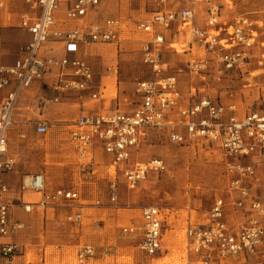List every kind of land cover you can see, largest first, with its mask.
<instances>
[{"label": "built area", "instance_id": "2783aa9c", "mask_svg": "<svg viewBox=\"0 0 264 264\" xmlns=\"http://www.w3.org/2000/svg\"><path fill=\"white\" fill-rule=\"evenodd\" d=\"M13 2L0 0V11ZM20 2L19 28L29 33L30 39L20 46L17 57L10 63L3 62L0 35V91H5L0 102V237H13L26 227L24 221L10 216L15 204L7 198L10 187L2 179V174L11 171L16 163L7 153V136L21 93L37 82V107L61 102L69 94L93 100L99 98L101 86L91 64L82 55L83 48L90 43L118 44L123 24L118 16L80 22L100 0ZM187 2L186 6L157 10L149 19L134 22L135 31L146 36L140 45V60L148 67L150 77L136 81L133 93L137 99L131 102L132 110L117 107L109 112L83 111L70 122L67 142L79 167L92 169L101 164L112 176L107 189L110 204L118 200L120 181L127 189H135L149 175L159 176L167 170L159 157L136 158L135 152L150 135H163L179 145L206 142L218 146L225 162L230 200L246 213L236 225H230L225 218L224 199L215 198L206 223L190 224L186 229L188 258L185 264H221L230 258L256 254L264 242V189L252 193L257 179L252 157L264 155V111L248 110L240 115L232 101L223 103L207 96L197 98L195 93L190 95L195 99L183 104L178 79L167 73L161 48L166 42L165 31L177 24L188 33V47H196L203 53L202 57L190 61L191 72H201L210 61L224 70H232L249 59L257 31L254 20L244 15L234 17L229 23L222 22L219 7L212 0ZM198 4L207 5L203 27L195 23ZM61 6H64L63 16L58 17L56 13ZM50 40L62 44L60 56L41 52ZM31 124L37 135L49 132L46 120H33ZM20 190L39 193L36 202L21 203L25 212H30L34 205L44 209L79 199L74 188H48L42 172L24 176ZM94 202L101 201L95 199ZM140 214L141 222L122 226L121 233L139 237L138 248L143 257L135 264H149L150 257L162 248V215L155 205L143 207ZM82 217L79 209L70 212L66 219L80 224ZM19 251L16 243L0 241V255L7 264H13ZM106 251L101 252L103 257L108 255ZM95 256V247L86 244L77 250L76 262L84 264Z\"/></svg>", "mask_w": 264, "mask_h": 264}, {"label": "rangeland", "instance_id": "374dc122", "mask_svg": "<svg viewBox=\"0 0 264 264\" xmlns=\"http://www.w3.org/2000/svg\"><path fill=\"white\" fill-rule=\"evenodd\" d=\"M187 1L173 0L175 4ZM212 1L219 7L222 22L229 23L240 15L254 20L257 34L249 59L240 68L232 70H224L215 61H210L206 69L194 73L190 71V61L202 57L203 53L196 47L175 43L161 53L162 60L167 63V73L176 75L185 95L189 96L192 87L197 97L218 98L223 103L232 101L240 115L248 110L264 111V0ZM110 3L111 11L126 8L128 12L123 15L137 18L156 9L153 0H112ZM197 6L199 20L204 21L207 5ZM21 10L20 0H14L11 18L17 20ZM14 28L6 27L10 30ZM1 30L0 26L2 35ZM130 34L145 36L133 31ZM20 43L18 39L12 41L13 48ZM130 44L133 46L128 48ZM137 46V43L117 47L99 45L96 46L97 52L86 57L93 65L98 83L103 77L102 83L109 93H114L116 85L117 91L126 95V103L129 102L131 108L134 107L131 102L135 82L150 77L148 67L140 60ZM107 67L116 68V74L112 72L110 78L104 77L108 74ZM22 124L14 122L7 136V149L17 159L9 172L11 186L16 189L21 176L38 171L46 174L49 187L74 188L79 193L78 200L41 209L36 212L37 217L31 224H26L24 231L29 235L31 244H39L43 250L46 249V264H77L75 252L86 244L96 249V256L87 264H135L142 258L138 248L139 237L123 235L121 227L130 223L139 224L141 209L149 205L159 207L162 215V248L157 255L150 257L149 264H185L188 258L186 229L190 224L206 223L215 198L224 199L225 218L234 221L233 213L238 209L230 200L222 151L214 144L196 142L179 145L169 142L163 135H150L135 152L136 158L159 157L165 162L167 170L159 176L149 175L135 189H127L120 181L118 200L110 204L107 189L112 176L101 164L92 169L78 166L65 139V127L53 125L56 134L50 132L47 136L34 135L31 138L21 136L24 130ZM98 160L101 159L98 157ZM259 170L263 183L264 162ZM95 199L101 202L95 204ZM79 209L83 215L80 224L66 219L70 212ZM20 236L15 237L17 243L22 239ZM19 247L22 254L24 245L19 244ZM104 249L108 253L106 257L101 254ZM33 255L31 251L28 260ZM224 264H264V246L250 260L227 259Z\"/></svg>", "mask_w": 264, "mask_h": 264}, {"label": "crops", "instance_id": "0c3cea01", "mask_svg": "<svg viewBox=\"0 0 264 264\" xmlns=\"http://www.w3.org/2000/svg\"><path fill=\"white\" fill-rule=\"evenodd\" d=\"M112 0H100V3L95 7V9L89 13V15H87L86 18L82 19L80 22H94L95 20H97V18H101V17H105V16H118L121 18L122 20V28L120 30V42L118 44H99V43H90L88 45H85V47L83 48V53L82 55L84 56V58L86 59L87 55L89 54H94L96 51V46L99 45H114L115 47L117 46H121L123 44L126 45V43H137V48H138V52L140 54V58H141V51H140V45L141 42L143 41L144 37L143 35H141V37H136L131 36L130 32L135 31L134 29V22L135 21H144L149 19L153 13L157 10H170V9H178L180 7L186 6L188 4V2L185 3H174L173 0H167L164 3H161L159 0H153L154 2H156V9H154L152 12L149 13V15H146L144 17L141 18H137L134 16H125L123 15L126 14L128 11L126 8H118V9H114L113 11H111V2ZM14 5V2L11 3L6 9L0 11V26L2 27V40H3V45H2V57H3V62L4 63H10L13 61L14 58L17 57L18 55V51L21 45H23L24 43H26L27 41H29L30 39V34L21 30L19 28V15L17 16V20L16 19H12L11 18V11H12V6ZM198 9V6H196V10ZM63 12H64V6H61V9L56 13V15L58 17H62L63 16ZM110 12V13H109ZM114 13V14H113ZM115 13H119V14H115ZM5 14V15H4ZM200 18L198 17V15L196 14L195 17V23L201 27L204 26V21H200ZM6 27H15V30H10V29H6ZM175 32V33H174ZM177 32V33H176ZM165 36V43L163 45V47L161 48V53L162 51H167L169 46L173 45V43L177 42V43H181V44H186L187 41L189 40V36L188 33L185 30H181L177 24H174L169 30L165 31L164 33ZM146 38V37H145ZM15 39H18L21 41V43L19 44L18 47L13 48L12 46V41H15ZM172 43V44H170ZM133 45L130 44L128 45L129 47H132ZM89 49V52H88ZM41 52L44 55H53L55 57H58L62 54V44L57 41V40H50L48 41L46 44H44V47H42ZM87 60V59H86ZM89 62V61H88ZM90 63V62H89ZM166 63V62H165ZM91 64V63H90ZM167 64V63H166ZM92 68L93 65L91 64ZM116 69V68H115ZM94 70V69H93ZM108 71V74H106L104 77L110 78V76L112 75V72H114V69H112L111 67H107L106 69ZM117 72V71H116ZM116 72H114L116 74ZM95 73V70H94ZM96 76V74H95ZM101 82L98 83L96 77V81L97 83L101 86V92L99 95V98L93 100L90 99L88 97H78L75 94H69L67 95V97H64L61 102L58 103H52L49 105H45V106H40L37 107L35 104V95H37V82H35L32 87L28 90H25L21 93L20 97H19V101L17 104V109L14 113V122H21L22 124V128L24 129L23 132L21 133L22 137H34V135H37L34 132V127L32 126L31 122L33 120H46L49 123V132L45 135H49L50 132L53 134H56L54 131V129H52L53 125H60L59 127H65L66 128V141H67V133H68V128H69V124L72 120H74V118L81 112L83 111H99V112H109L115 108H120L122 110L125 111H131L132 108L129 107V102H127V97L125 94H123L121 91H117V87L115 85V91L114 93H109L107 91V86H105L102 83L103 77H101ZM136 83V82H135ZM135 87V85H134ZM191 89V93H189L188 95H185L182 91V102L183 104L188 103L189 100H193L195 98H191L190 95L192 93H194V88L190 87ZM134 91V88H133ZM132 91V95L134 96V99L132 101H136V96L134 95ZM5 91H0V102L2 97L4 96ZM201 97L198 96L197 98ZM121 100H123V102H121ZM125 102V103H124ZM51 123L52 126L50 125ZM13 125H11L12 128ZM10 133V130L8 132V135ZM9 139V138H8ZM7 139V143L8 140ZM69 146V144H68ZM70 148V146H69ZM72 156L74 157V153L72 152L71 149H69ZM7 153L9 155H12L15 160L16 156L13 154V152H11L10 150L7 149ZM253 162L256 163V167H257V179L256 182L254 183V187H253V192L256 193H260L263 189H264V182L262 183L260 180L261 178H259V168L261 166V164L264 162V155L263 156H256V157H252ZM74 161L77 163V159L74 157ZM17 162V161H16ZM16 164V163H15ZM10 172V171H9ZM9 172H5L2 174V179L9 185L10 187V191L9 193L6 195L7 198L11 201H13V203L15 204L14 206L11 207L10 209V216L13 219L16 220H21L24 221L26 224H31V222L33 221L34 218H36L37 216H35L37 213L39 212V210L43 209L37 206H32V210L30 212H25L22 207H21V203H34L39 199V193L36 192H31V191H21L20 190V185L22 183L23 177L26 175H30L33 173H37L38 171L29 173V174H25L23 176L20 177L19 182H18V186L17 188H13L11 186V181H10V175ZM45 174V173H44ZM46 176V174H45ZM46 182H47V176H46ZM47 186L48 188L52 189L55 187H49V183L47 182ZM243 213L246 212H242L240 209L237 210V212L235 211L234 214V221L232 220H226L230 225H236L240 220H241V216ZM24 229L19 231L18 233H16L13 237H0V241H11L16 243L18 246L19 244L24 245V252L22 254H18L13 261V264H46L47 258H46V249L42 248V245L40 246L38 245H32L29 238L28 234H25ZM19 234H21L20 238L22 237L20 243L16 242L15 237H17ZM264 246V242L258 247L257 253H259V251H261V249ZM20 248V247H19ZM40 248V249H39ZM31 251L33 252V257L32 259L28 260V255L31 253ZM77 252V251H76ZM76 252H75V256H76ZM256 254L248 257V258H230V259H237L240 261H245V260H250L252 259V257H254ZM143 257V256H142ZM91 259L87 260L84 264H87ZM226 261V260H225ZM222 262L221 264L225 263ZM77 263V262H76ZM0 264H7L4 259L1 257L0 255Z\"/></svg>", "mask_w": 264, "mask_h": 264}, {"label": "bare ground", "instance_id": "6f19581e", "mask_svg": "<svg viewBox=\"0 0 264 264\" xmlns=\"http://www.w3.org/2000/svg\"><path fill=\"white\" fill-rule=\"evenodd\" d=\"M177 43V42H176ZM170 44H172V43H170ZM173 44H175V42L173 43ZM194 216V215H193ZM193 222V221H192Z\"/></svg>", "mask_w": 264, "mask_h": 264}]
</instances>
